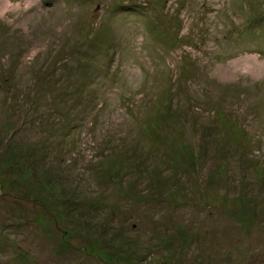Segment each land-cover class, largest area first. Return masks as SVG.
Segmentation results:
<instances>
[{
	"label": "rangeland",
	"instance_id": "rangeland-1",
	"mask_svg": "<svg viewBox=\"0 0 264 264\" xmlns=\"http://www.w3.org/2000/svg\"><path fill=\"white\" fill-rule=\"evenodd\" d=\"M0 264H264V0H0Z\"/></svg>",
	"mask_w": 264,
	"mask_h": 264
}]
</instances>
